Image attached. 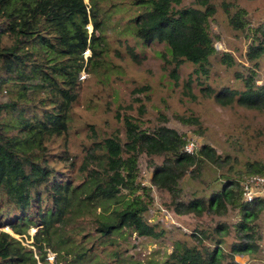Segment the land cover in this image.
I'll return each mask as SVG.
<instances>
[{"label":"trees","instance_id":"1","mask_svg":"<svg viewBox=\"0 0 264 264\" xmlns=\"http://www.w3.org/2000/svg\"><path fill=\"white\" fill-rule=\"evenodd\" d=\"M182 2L135 0L144 8L134 18L137 35L146 42L167 44L170 50L163 54L173 65L175 79L184 62L192 63L197 75H208L214 56L231 65L233 57L214 45L212 1L194 0L195 5L188 6ZM245 15V9L237 5L228 21L236 30H249L246 56L257 65L264 56V20L251 27ZM95 16L85 0H0V90L14 82L17 91L16 99L0 102V226L21 235L32 225L37 227L30 246L0 229V264H46L47 247L55 252L57 262L65 258V264H83L94 245L108 242L123 228L142 236H158L146 217L154 205L152 190L168 194L167 207L177 214L217 217L210 225L213 229L192 232V242L177 240L164 264H252L240 262L236 256L258 257L264 249V196L244 201L241 182L251 175H264V162H247L245 171L221 172L214 178V182L221 181L219 185H210L201 178L205 166L221 167L229 157L221 161L215 149L205 144L187 151L189 137L170 125L167 116L146 124L126 112L118 114L124 134L102 139L94 135L85 145L75 175L56 165L59 160L68 167L76 165L75 156L69 160L72 156L65 142L68 112L77 98L72 90L78 81L75 68L98 37ZM255 75L254 70L236 74L244 83L241 90L207 86V93L223 106L262 110L264 82L258 84ZM34 78L43 80L44 88L56 94L38 96L39 90L29 89L26 83ZM63 83L69 86L63 87ZM55 96L59 104L43 105ZM180 120L197 123L192 116ZM58 139L64 149L55 163L51 143ZM143 157L152 170L150 185L140 180ZM188 173L208 187V195L183 198L182 183ZM231 229L234 239L225 249L223 237ZM87 242L91 245L86 246Z\"/></svg>","mask_w":264,"mask_h":264},{"label":"rangeland","instance_id":"2","mask_svg":"<svg viewBox=\"0 0 264 264\" xmlns=\"http://www.w3.org/2000/svg\"><path fill=\"white\" fill-rule=\"evenodd\" d=\"M97 16L92 17L98 22V37L93 47L85 51V60L76 66L78 81L72 86L77 94L68 112L69 134L67 149L76 157L75 167H68L64 160L56 164L70 174L75 175L84 156L85 145L94 135L98 139L113 133L124 134L122 118L118 114L130 112L138 116L146 124L158 123L164 116L168 123L189 137V146L203 144L215 149L221 161H227L221 167L205 166L201 174L203 180L214 186L217 174H231L233 170L245 171L247 162H264V109H251L237 104L220 105L208 93L207 86L220 88L230 86L243 89L244 83L236 74H247L255 71L258 84L264 82V56L257 65L251 63L246 56L247 45L250 43L249 30H236L228 16L235 11L237 5L246 11V18L251 27L264 20V0H211L215 13L212 16L211 28L214 45L219 52L229 53L234 61L231 65L224 64L216 58L210 60L208 75H197L194 65L184 62L179 68V78L171 75L173 65L164 58L170 48L160 41L146 42L137 35L134 18L144 8L135 0H85ZM182 5H195L194 0H183ZM227 7V9H225ZM229 14V15H228ZM93 31L92 22L87 25ZM96 50L95 52L92 50ZM132 50L137 54L133 55ZM53 83H56L53 79ZM28 88L38 89V96L46 93L45 83L39 78L26 80ZM190 81V86H187ZM14 82L0 90V102H10L17 98ZM63 87L69 86L63 83ZM47 92H46V91ZM29 96H33L32 90ZM48 103L59 104L55 96ZM39 109L38 113L41 114ZM163 114L159 119L158 116ZM182 116H192L197 123L191 124L180 120ZM91 126L94 131L91 130ZM63 141L51 143V160L57 162L59 153L64 149ZM193 146V147H194ZM231 161V162H230ZM232 166V167H231ZM151 167L143 157L140 180L150 185ZM245 179V178H244ZM219 182V183H218ZM183 198L209 194L208 187L200 180H192L188 173L182 183ZM154 205L146 213L158 236H142L128 228L123 232L113 233L108 242L93 247L83 264H164L177 240L192 242V232L199 228L213 229L210 225L217 217L205 214L195 217L193 214H177L167 205L170 204L168 194L152 190ZM231 218H228L229 220ZM0 229L10 232L30 246L37 227L32 225L28 233H14L8 226ZM234 239V232L223 237L222 247L228 249ZM87 242L86 246H90ZM47 249L46 264H65V258H55V252ZM37 257L38 250L34 247ZM264 249L258 257L240 254L236 259L240 262L264 264ZM73 254H67L70 258ZM39 264H43L39 262Z\"/></svg>","mask_w":264,"mask_h":264},{"label":"built area","instance_id":"3","mask_svg":"<svg viewBox=\"0 0 264 264\" xmlns=\"http://www.w3.org/2000/svg\"><path fill=\"white\" fill-rule=\"evenodd\" d=\"M194 146V145H193ZM193 146H186L187 151H192ZM244 201H251L256 196H264V175H251L241 182Z\"/></svg>","mask_w":264,"mask_h":264}]
</instances>
